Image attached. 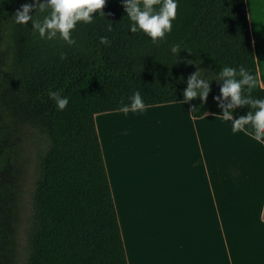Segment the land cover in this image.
Instances as JSON below:
<instances>
[{"label": "trees", "instance_id": "1", "mask_svg": "<svg viewBox=\"0 0 264 264\" xmlns=\"http://www.w3.org/2000/svg\"><path fill=\"white\" fill-rule=\"evenodd\" d=\"M25 2L31 0H0V51L7 53L0 61V108L49 140L32 195L25 264H129L95 117L121 110L134 91L146 106L182 102L197 67L215 75L224 64L244 66L259 78L246 0H179L172 31L156 43L130 33L120 0H106V18L78 23L74 45L41 39L30 21L15 23ZM108 20L112 32L105 30ZM100 36L109 43L101 44ZM173 45L182 48L177 57ZM222 83L211 82L206 102L188 103L196 107L193 117L222 114L214 99ZM50 89L69 97L63 111L48 97ZM252 95H264L260 79ZM251 107L230 111L235 118ZM245 127L252 133L250 122ZM8 132L0 123V264H14L18 240V198L7 180L14 148L5 144Z\"/></svg>", "mask_w": 264, "mask_h": 264}, {"label": "crops", "instance_id": "2", "mask_svg": "<svg viewBox=\"0 0 264 264\" xmlns=\"http://www.w3.org/2000/svg\"><path fill=\"white\" fill-rule=\"evenodd\" d=\"M246 4L264 87V24L256 20L264 16V0H246ZM160 105L168 107L165 114L172 112L181 119L184 127L179 126L176 135L187 142L144 147L111 138L104 147L99 136L128 263L264 264V205L240 207L235 213L239 221H232L231 208L219 206L215 190L212 136L246 135L232 133L230 122H221L218 115L200 117L207 126L199 128V118L189 107ZM226 138L230 139L222 137L218 143L224 144ZM201 170L208 179L201 178ZM258 179L262 186L263 179ZM260 198L264 192L255 200Z\"/></svg>", "mask_w": 264, "mask_h": 264}, {"label": "rangeland", "instance_id": "3", "mask_svg": "<svg viewBox=\"0 0 264 264\" xmlns=\"http://www.w3.org/2000/svg\"><path fill=\"white\" fill-rule=\"evenodd\" d=\"M7 53L0 51V61L4 63ZM188 110V103H173ZM163 105L146 106L143 113L125 115L122 110L99 113L95 117L99 136L103 145L116 142H130L138 146H174L182 141L176 135L180 127V118L172 112L166 113ZM168 111V110H167ZM0 123L9 129L5 144L13 146V164L7 180L13 183L18 198V240L14 264H25L27 245L25 232L31 210L32 195L38 176L40 156L48 147L49 140L45 133L28 127L20 117L5 116L0 108ZM199 128L207 126L206 121L198 119ZM211 129V128H209ZM36 139V143L33 139ZM222 137L225 143H218ZM237 136L230 134L212 136L215 145V190L222 208H231L232 221H239L238 208L249 205H264V145L250 139L249 135ZM206 138V137H205ZM185 140V139H183ZM204 140V139H202ZM192 141V140H191ZM190 142V141H188ZM102 143V142H101ZM144 146V147H145ZM223 165L219 166L221 164ZM201 178L208 179L206 172L200 171ZM179 176L173 178L177 181ZM258 178L263 179V185ZM203 180V179H202ZM204 181V180H203ZM205 183V182H203ZM185 189V188H184ZM217 201V200H216ZM247 204H244V202ZM252 201V204L249 202ZM117 207V205H116Z\"/></svg>", "mask_w": 264, "mask_h": 264}, {"label": "clouds", "instance_id": "4", "mask_svg": "<svg viewBox=\"0 0 264 264\" xmlns=\"http://www.w3.org/2000/svg\"><path fill=\"white\" fill-rule=\"evenodd\" d=\"M179 0H120L126 17L129 21L127 30L130 33L142 32L153 43L162 40L173 28L176 19ZM106 0H31L21 4L14 13V21L17 24H28L41 39H62L69 45L76 44L72 36L73 30L78 23L91 24L96 17H104L103 7ZM33 9L35 11L33 12ZM39 13L40 18H34ZM260 24H264V16L256 17ZM105 26L107 32L113 31L110 20ZM101 44H108L107 36L99 37ZM180 45H173L171 53L177 57L181 50ZM65 54L61 53V59ZM189 64H197L193 60ZM222 80L219 95L214 96L218 106L222 109L217 119L228 124L232 133L242 132L249 135L250 139L264 145V95H252L253 89L259 85L258 74L244 66L233 67L224 64L215 75H207L202 68L197 67L187 77L186 87L182 89L184 104L194 98L206 102L211 91V82ZM48 97L55 103L57 111H63L69 104V97L61 95V90H49ZM130 104L122 107V112L127 115L143 113L146 110L145 102L139 91H134L129 97ZM227 101V103H224ZM248 103L252 107L233 118L232 109L238 105ZM196 107H190L195 110ZM250 122L252 133H249L245 123Z\"/></svg>", "mask_w": 264, "mask_h": 264}]
</instances>
